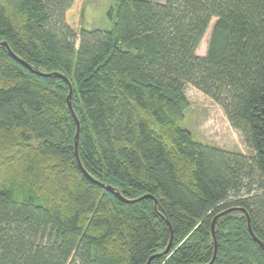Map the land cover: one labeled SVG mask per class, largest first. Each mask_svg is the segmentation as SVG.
Listing matches in <instances>:
<instances>
[{"label": "trees", "instance_id": "obj_1", "mask_svg": "<svg viewBox=\"0 0 264 264\" xmlns=\"http://www.w3.org/2000/svg\"><path fill=\"white\" fill-rule=\"evenodd\" d=\"M85 5L0 0V43L33 68L0 46V264H148L170 244L150 264H264V0H116L109 29ZM188 86L251 156L183 127Z\"/></svg>", "mask_w": 264, "mask_h": 264}, {"label": "rangeland", "instance_id": "obj_2", "mask_svg": "<svg viewBox=\"0 0 264 264\" xmlns=\"http://www.w3.org/2000/svg\"><path fill=\"white\" fill-rule=\"evenodd\" d=\"M116 0H85L86 29H109L111 23L108 15L115 6ZM155 3H165L166 0H149ZM216 20H213L197 53L206 55L209 39ZM187 96L190 108L187 111L183 127L194 133L195 139L200 142L218 146L229 151L242 152L247 156L253 153L247 147L243 135L230 124L223 109L210 97L198 89L188 86Z\"/></svg>", "mask_w": 264, "mask_h": 264}, {"label": "water", "instance_id": "obj_3", "mask_svg": "<svg viewBox=\"0 0 264 264\" xmlns=\"http://www.w3.org/2000/svg\"><path fill=\"white\" fill-rule=\"evenodd\" d=\"M0 46H3V47H6L8 50H9V53L10 55L15 59L17 60L18 62H20L21 64H23L24 66H26L29 70H33V68L27 64L25 61L21 60L19 57H17L12 51L11 49L9 48L8 44L6 42H3V43H0ZM36 74L40 75V76H45V77H59V78H62L64 80H67L63 75L59 74V73H54V74H46V73H43V72H40V71H34ZM70 88H71V92H70V95L68 97V104H69V107L71 109V112L74 116V119L76 121V124L78 126V131H77V135H76V138H75V147H76V155L78 157V145H79V135H80V123H79V120L77 118V116L75 115L74 111H73V107H72V103H71V99H72V95H73V88L72 86L70 85ZM102 187H104L106 190L114 193L115 195H117L123 202L125 203H136V202H140L142 200H146V199H152L155 201V205L157 206L158 205V201L156 200L155 197H153L152 195H145V196H142L141 198L137 199V200H128L126 198H124L122 196V194L117 191L114 187L112 186H106L105 184H100ZM236 211H242L245 213V210L244 209H241V208H230L229 210H226L224 212H222L221 214H219L213 221V224H212V233H213V236L215 238V227H216V222L217 220L220 218V217H223L227 214H230V213H233V212H236ZM247 219H248V228H249V232L250 234L252 235V237L254 238V240L264 249V243L259 239L257 238V236L254 234L253 230H252V227H251V221H250V218L248 217L247 215ZM216 240V239H215ZM217 246V244H216ZM171 250V244L170 246L167 248V250L163 253V254H160V255H156V256H153L151 257V259L149 260L148 264L151 263V261L153 259H155L156 257L158 256H162V255H165V254H169ZM216 257V256H215ZM215 257L212 261L211 264H213L214 260H215Z\"/></svg>", "mask_w": 264, "mask_h": 264}]
</instances>
